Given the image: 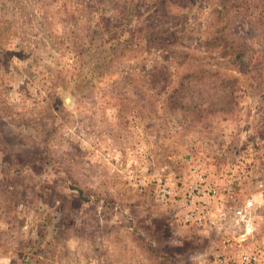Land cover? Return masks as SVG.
Returning a JSON list of instances; mask_svg holds the SVG:
<instances>
[{
    "label": "rangeland",
    "instance_id": "1",
    "mask_svg": "<svg viewBox=\"0 0 264 264\" xmlns=\"http://www.w3.org/2000/svg\"><path fill=\"white\" fill-rule=\"evenodd\" d=\"M130 1L0 0V264H264V84L205 59L210 1L167 6L192 30L167 53L130 37ZM250 11L234 23L248 67L264 62ZM214 66L225 101L202 85ZM199 175L219 199L188 224Z\"/></svg>",
    "mask_w": 264,
    "mask_h": 264
},
{
    "label": "trees",
    "instance_id": "2",
    "mask_svg": "<svg viewBox=\"0 0 264 264\" xmlns=\"http://www.w3.org/2000/svg\"><path fill=\"white\" fill-rule=\"evenodd\" d=\"M179 0H137L130 1L128 9L131 10L136 6L141 5V28L134 26L129 32L130 37L141 35V46L144 47H158L164 53L170 52L168 42L165 39L177 40L178 36H181L182 40L190 38L189 32L192 30H186V25L184 26L185 13L183 11L181 14L170 15L167 12V6L171 3L176 4ZM190 8L193 7L191 3H196L199 10L204 8V4L210 1L208 6V15H210L209 25L207 32V37L205 39V46L207 47L208 56L205 59H223L228 63L234 64L237 70L243 75L250 73L251 77L258 81L259 85L264 84V62L260 64H253L252 67H248V64L244 62L246 58V49L243 44L238 43L236 38V33L234 32L235 20H240L244 23L245 18L250 16V9L254 10L253 20L258 24H263V34H264V0H188ZM191 1V3H190ZM183 8L185 9L187 8ZM154 8V10H151ZM145 12L146 15H143ZM165 24L168 26L166 27ZM198 51L195 50V53ZM173 56L178 61H193L196 59L193 54L190 53H176L171 52ZM214 56V57H212ZM189 68V67H188ZM211 76H216L212 79H208L202 83V85L207 86L208 89L216 90L212 94L213 99L219 101H225L228 96L232 93H228L227 90L230 88L229 84L231 81L223 80L217 71V66L211 67L207 70L198 69ZM197 71V73L199 72ZM189 73V72H188ZM187 73V76H189ZM198 75V74H196ZM185 79V78H184ZM200 80V79H198ZM197 80V81H198ZM199 85V87H202ZM149 88L153 87L152 84H148ZM183 83H179V89L176 92L183 90ZM222 87V90H220ZM196 88V87H195ZM193 87L192 90L195 89ZM163 89V88H162ZM163 92L160 90L157 94ZM155 95V94H154ZM197 96V95H196ZM154 98V96H151ZM169 98V97H168ZM195 98V97H194Z\"/></svg>",
    "mask_w": 264,
    "mask_h": 264
},
{
    "label": "built area",
    "instance_id": "3",
    "mask_svg": "<svg viewBox=\"0 0 264 264\" xmlns=\"http://www.w3.org/2000/svg\"><path fill=\"white\" fill-rule=\"evenodd\" d=\"M191 186V187H190ZM186 195L183 198V206L186 209L183 222L188 224L203 225L208 220L209 211L208 205L213 199H219L216 189L206 182L202 175H199L196 183L190 185ZM159 198L161 200L167 199L172 192L166 188L158 191ZM252 207L251 201H246L242 208L234 209V215L238 218L245 219L247 217V211ZM244 222H247L245 219ZM248 231L240 235V241H245ZM243 264H257V255L244 253L241 256ZM221 264L223 261H220ZM225 264V263H224Z\"/></svg>",
    "mask_w": 264,
    "mask_h": 264
}]
</instances>
